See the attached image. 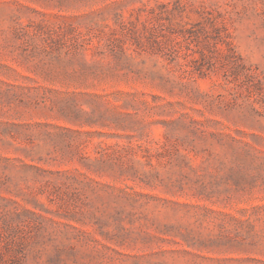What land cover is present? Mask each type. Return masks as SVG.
Instances as JSON below:
<instances>
[{"label": "rangeland", "instance_id": "374dc122", "mask_svg": "<svg viewBox=\"0 0 264 264\" xmlns=\"http://www.w3.org/2000/svg\"><path fill=\"white\" fill-rule=\"evenodd\" d=\"M0 264H264V0H0Z\"/></svg>", "mask_w": 264, "mask_h": 264}]
</instances>
